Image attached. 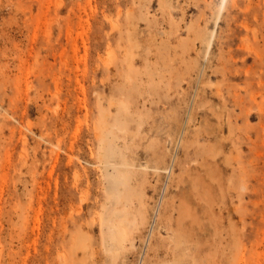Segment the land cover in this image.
Instances as JSON below:
<instances>
[{"label":"rangeland","instance_id":"1","mask_svg":"<svg viewBox=\"0 0 264 264\" xmlns=\"http://www.w3.org/2000/svg\"><path fill=\"white\" fill-rule=\"evenodd\" d=\"M0 264H264V0H0Z\"/></svg>","mask_w":264,"mask_h":264}]
</instances>
